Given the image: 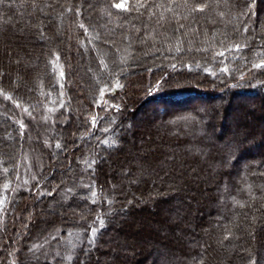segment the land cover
I'll return each instance as SVG.
<instances>
[{
    "label": "trees",
    "instance_id": "obj_1",
    "mask_svg": "<svg viewBox=\"0 0 264 264\" xmlns=\"http://www.w3.org/2000/svg\"><path fill=\"white\" fill-rule=\"evenodd\" d=\"M2 42L19 54L29 45L40 51L27 58L38 75L24 80L27 69L19 81L0 50V264H31L30 245L56 234L36 229L35 192L70 166L76 176L61 189L70 196L82 181L70 198L81 211L63 218L46 247L70 235L80 239L77 255L32 264H86L84 252L87 264H264V66L254 67L264 64V0H0ZM146 51L154 62L140 59ZM174 70L193 87L173 92ZM62 88L65 104L71 92L81 110L76 128L56 127L53 150L72 149L13 202L26 153L14 105L30 116L58 105ZM213 96L208 105L161 104ZM142 99L151 107L140 110ZM108 161L126 165L116 172L125 182L109 185Z\"/></svg>",
    "mask_w": 264,
    "mask_h": 264
},
{
    "label": "rangeland",
    "instance_id": "obj_2",
    "mask_svg": "<svg viewBox=\"0 0 264 264\" xmlns=\"http://www.w3.org/2000/svg\"><path fill=\"white\" fill-rule=\"evenodd\" d=\"M121 3H123V2H120L119 4H121ZM45 21H46V19H45ZM16 31H17L16 35L21 36L20 35L21 31H19V30H16ZM60 31H61L60 26H58L57 30H54L55 34H56V32H59L60 33L59 35H61ZM13 45L14 44L10 43V42L0 43V50L5 52V59L8 63V65L10 66V68H9L10 72L9 73L12 74V77L17 78L19 81H24V80L29 81L35 75H38L39 69H38V67L34 68V64L31 65L29 63V61H27V58L30 56H33V55L36 56V54L40 51V48L39 47L38 48L32 47V45H29L28 47L24 46L22 49L23 52H21L19 54L20 50L15 49V47ZM148 53H149V51H146L145 53H140V56H141L140 59L143 60L144 62H146V61L154 62V60H151L152 58H147V56L151 55ZM131 54H130V56H131ZM119 61L122 62L121 58H119ZM128 63L129 62L127 61L126 64H128ZM132 64H133V66H135L133 70L136 69L135 71L140 73L141 67L137 65L138 61L135 59V61L132 62ZM129 65H131V63ZM55 66L57 67V70H58L57 64H55ZM128 68L131 69L132 67L128 66ZM157 69L158 68H155L154 66L147 67L144 69V70L149 71L148 72V78H150L149 80L153 79L152 78V72H153L152 70L156 71ZM25 70H27V73L29 72V75L31 77L28 75V77L26 79H24L23 74H25ZM21 71H22V74H21ZM124 71L123 72L121 71L122 75L125 76V75L129 74L127 69ZM90 72L91 71H89L87 67H86V70L80 71L81 76L83 78V81L86 84L84 86H87V82L89 81L88 78L91 77ZM106 74L108 75L109 72ZM180 75L181 74L176 73V70L171 71V73L169 75L170 82L174 83V86H175L173 88H177V89H171V90H173V92L176 90H188L185 88L179 89L178 85L185 86L187 88V87H191L195 83V81L192 80L191 78H187V79L179 78V77H181ZM96 80L97 79L94 77L93 78L94 84H95ZM81 83H82V81H81ZM14 84L18 85V83H16V82ZM196 85H199V84H196ZM207 86L208 85L206 83H204V86H202V87L207 88ZM210 87L213 88L212 83H210L209 89H210ZM63 93H64L63 97L60 98L61 101L59 102L58 105L56 104L54 106L40 108L39 110L34 111L35 114L31 113L32 115L30 114V116L28 115L29 113L27 112L26 108H24L23 106H18L17 104L14 105V107H15L14 115H15L16 119H13V120L18 123V125L21 128L20 130L23 132V135L25 136L24 141L19 142V146L22 145L20 148L21 149L20 153L22 151H25L26 153L22 156V158L20 157L21 161H20V164H19L18 169H17L18 170V172H17L18 173L17 174V186L14 187V189L12 191L14 194V195L12 194L14 197L13 202L17 201V203H18L19 201H21V198L23 197V195H22L23 192L28 191L30 188L32 189V186L35 182L41 181L42 178H44L46 175L50 174L48 171L50 170L51 166H53L52 165L53 159H55L56 162L60 163L61 157L57 156L58 154H63V151L65 150V148H67L66 149L67 151L68 150L70 151L72 149V147H71L72 145L71 146L70 145H64L67 147H64V150H62L60 153H57L56 147L53 150V145H54L53 137L57 131L56 127H59V126L70 127L71 124L74 125V128L77 127V124L74 122H77L78 118H77V116L74 117V114L78 113L77 109H80V107L79 108L76 107V102H75V100L73 98L74 96H72L71 92L68 94V100H69V97H70V100L69 101L67 100L69 105L68 104L66 105L65 102H66L67 97H65V95L67 96V91L65 89H63ZM240 98H243V97H238L235 100L239 101ZM214 99H216L215 96L210 97L209 100L207 98H204V97H199V98L195 99V103L194 102H185V103L177 104V103H174L172 101L169 103L164 102L161 104H164L168 108H174V109L179 108V107L180 108H185V107L188 108L189 106H193V105H203V104L208 105L210 100H214ZM142 102H143V99L138 104V105L142 104V106H138V108H140V110L142 109L141 107H143V106L144 107H147V106L151 107V105H148L149 103H147L145 105V103L143 102L144 103V105H143ZM155 104L156 103H154V106H155ZM65 105H66V107H65ZM140 110H139V112H140ZM139 112H138V114H140ZM87 116L88 115H86V117ZM242 120H243V116L242 115L238 116L235 119L236 123L235 122L234 123L236 125H238ZM78 137L79 136L76 135L75 141H77V139H79ZM5 138L8 142H10L11 145L14 144V141L12 140V138H13L12 135H8ZM96 149H97V147H96ZM54 151H56V154L54 153ZM90 151L93 152L94 150L93 151L90 150ZM108 152H110V151H108ZM66 156H67V153H66ZM81 156H83V155H81ZM105 156L106 155H104L103 157H105ZM86 167H87V163L83 162V164L80 167V170L83 171L84 169H86ZM106 168L108 170V176L111 179V180H109L110 186H112V187L115 186L117 181L125 182L126 177H117L116 172H118V171L120 172L123 168H126V165H120L119 164V166H118L117 164H115L111 161H108V162H106ZM75 171L77 172V169L73 166L66 168L64 170V172L62 174H60L59 177H57L56 180L53 179V180H50V182H48L49 186H47V183H46L45 189H42V190L39 189L38 191L35 192V194H36L35 196L40 195V200L36 204L35 211H34L35 213H37V215H38L37 218H39V220H40V221L38 220V225H37L36 229L37 230L44 229V233L46 235L51 234L53 232H56V234H54L52 236L53 237L58 236L60 230H62L59 227L61 225H65L63 222L64 221L63 218L65 216L73 217L74 214H79V212L81 211L79 209V206L76 207L74 205V204L78 203L79 200L77 198H75L73 201H71L70 198H71V195H74V196L76 195L75 191H79L83 188L82 181L80 180L75 184L74 191L70 192V196L67 195V193H66V191H68V189H65V190L61 189L62 185L65 182L69 181L70 179H72V177L76 176ZM48 190H50L49 194L51 195V197H49L50 199H47L46 201H44L43 198L46 197L44 195L48 194V192H47ZM32 192H34V191H32ZM66 203H68L67 210H66V206L64 205ZM63 227H65V226H63ZM3 233H4V231L0 230V235H3ZM45 237H46V239H44V243L39 247V249L38 248L36 249V247H35L36 244L30 245V253H31L30 256L31 257H29L30 262L28 261V263L32 264L34 262V260L32 258L39 259V260L45 261L46 263H49V262H52L57 257H61V261H64L66 259L68 260L71 257V255L73 257L77 255V251H75V249H76L77 245L80 243L79 238L74 239L70 235H67L65 238H63V240H61V243L59 246H57L56 248H53L52 250H48V248L46 247V244L49 243L53 237L52 238H50L49 236H45ZM41 242H42V240H41ZM31 244H33V243L31 242ZM246 249H247V246H245V248L241 251H245ZM57 259H59V258H57ZM83 259H84V261H86V264H87L89 258H88V254L86 252H84ZM221 262L224 263V261L222 259L214 258V261L211 264H223ZM81 264H84V263L81 262ZM232 264H234V263H232Z\"/></svg>",
    "mask_w": 264,
    "mask_h": 264
},
{
    "label": "snow or ice",
    "instance_id": "obj_3",
    "mask_svg": "<svg viewBox=\"0 0 264 264\" xmlns=\"http://www.w3.org/2000/svg\"><path fill=\"white\" fill-rule=\"evenodd\" d=\"M125 5L123 4V3H121V4H117L116 5V7L117 8H121V7H124ZM197 9L196 8H194L193 9V11H196ZM199 10H203V6H201L200 8H199ZM262 66H264V64H261V65H254V67H256V68H260V67H262ZM226 70V69H225ZM96 194L95 193H93V196H95ZM101 223H103V222H101ZM93 232H95V229H93Z\"/></svg>",
    "mask_w": 264,
    "mask_h": 264
}]
</instances>
